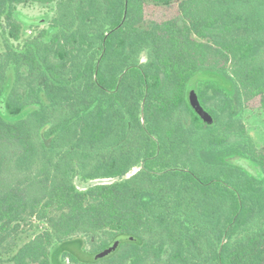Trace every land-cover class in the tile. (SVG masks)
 <instances>
[{"label":"trees","instance_id":"16d2710c","mask_svg":"<svg viewBox=\"0 0 264 264\" xmlns=\"http://www.w3.org/2000/svg\"><path fill=\"white\" fill-rule=\"evenodd\" d=\"M34 3L55 15L24 38ZM0 31V264H51L55 242L100 234L96 251L137 240L72 259L264 264V149L237 110L264 109V0H0ZM203 70L224 79L194 88L211 125L188 102ZM34 219L47 226L4 259Z\"/></svg>","mask_w":264,"mask_h":264},{"label":"rangeland","instance_id":"374dc122","mask_svg":"<svg viewBox=\"0 0 264 264\" xmlns=\"http://www.w3.org/2000/svg\"><path fill=\"white\" fill-rule=\"evenodd\" d=\"M150 4V3H149ZM149 18L153 17L155 14V9L152 5L149 6ZM55 3L49 5H43L40 3H34L31 5H20L19 13L24 17V20L28 19H44V22L35 24L33 26H27L24 32V38H32L39 34L40 30L46 28L48 23L45 22L46 18H51L55 15ZM5 49V41L3 35L0 31V52ZM146 52L142 53L141 61H146ZM15 77L14 67L11 65L6 73V83L3 92V97H5L12 88ZM207 79H213L214 81L223 82L222 76L217 72L201 71L197 73L190 81L189 88H196L199 82H204ZM223 79V80H222ZM189 89V90H190ZM222 104L220 99H216L211 103V105L219 111V107ZM36 107V106H35ZM240 113V118L244 122L248 134L253 140L255 146L262 150L264 149V109L259 107V104L255 101L253 103H245V105H238L237 109ZM8 117V116H7ZM9 120H14L12 117ZM235 136L230 138L231 142H234ZM139 168H133L126 177H129L135 173ZM93 182H100V180H95ZM88 184H80L83 188ZM44 221L31 220L23 222L19 230L12 235H10L7 240L3 243L1 250L3 251V258L8 259L12 254H14L25 242L30 240L37 232L42 231L46 227ZM89 237V236H76L70 239H64L62 241L55 242L50 248V261L51 264H81L72 259V257H78L79 259H84L86 261H91L93 255L97 252L99 240L102 238ZM100 237V238H99ZM96 251V252H95ZM10 264V262H8ZM98 264H107L106 262H99Z\"/></svg>","mask_w":264,"mask_h":264},{"label":"water","instance_id":"95a60500","mask_svg":"<svg viewBox=\"0 0 264 264\" xmlns=\"http://www.w3.org/2000/svg\"><path fill=\"white\" fill-rule=\"evenodd\" d=\"M29 21L41 23V22H44V19L43 18H41V19H39V18L34 19L33 18V19H29ZM188 102H189L191 108L195 111V113L201 118V120L205 124H208V125L214 124L215 118H214L213 114L209 110H207L205 108V106L201 103L198 91L196 89L192 88L188 91ZM97 180H100V182H98V183H108V182L113 181L112 178L97 179ZM128 240L133 241V240H137V238L134 236H130V235H120V236L116 237L114 240H112L108 246L97 251L93 255V259L91 261H98V260L108 258L109 256L114 254L119 249L122 242L128 241Z\"/></svg>","mask_w":264,"mask_h":264}]
</instances>
